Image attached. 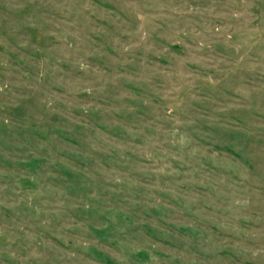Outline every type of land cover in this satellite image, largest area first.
I'll return each mask as SVG.
<instances>
[{
	"label": "rangeland",
	"instance_id": "rangeland-1",
	"mask_svg": "<svg viewBox=\"0 0 264 264\" xmlns=\"http://www.w3.org/2000/svg\"><path fill=\"white\" fill-rule=\"evenodd\" d=\"M0 264H264V0H0Z\"/></svg>",
	"mask_w": 264,
	"mask_h": 264
}]
</instances>
